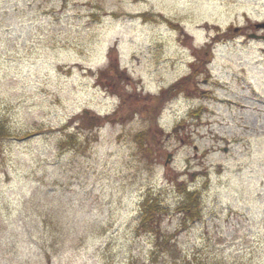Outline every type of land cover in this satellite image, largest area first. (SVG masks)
<instances>
[{
	"label": "rangeland",
	"instance_id": "rangeland-1",
	"mask_svg": "<svg viewBox=\"0 0 264 264\" xmlns=\"http://www.w3.org/2000/svg\"><path fill=\"white\" fill-rule=\"evenodd\" d=\"M262 20L264 0H0V264H264Z\"/></svg>",
	"mask_w": 264,
	"mask_h": 264
},
{
	"label": "trees",
	"instance_id": "trees-1",
	"mask_svg": "<svg viewBox=\"0 0 264 264\" xmlns=\"http://www.w3.org/2000/svg\"><path fill=\"white\" fill-rule=\"evenodd\" d=\"M196 61L198 62V64L195 62H193L194 64H192V71L195 72L194 74H197L198 72V66L201 67L203 61L202 60H197V58H195ZM200 63V64H199ZM194 65V66H193ZM192 78L191 74L188 75H184L180 78H178L177 80H175V82L167 88H164L162 90V92H160V95L163 96H171L173 94V92L175 93L174 88L176 89H185V85L188 87L187 83L190 82ZM184 83V84H183ZM187 91L189 89V87L187 88ZM172 90V91H171ZM165 98V97H164ZM6 137H8V135L6 134V132L3 131V127L0 124V144L2 143V140H4ZM142 146H144V144H142ZM148 149L150 150V148L148 147ZM143 151L144 155L148 154L150 155L151 153L149 152V150ZM183 185L182 187L180 185ZM182 189H184L185 185L183 184V182L179 183V185ZM197 191H188L186 192L187 197H190L189 201L188 199L183 200V203H187L186 206L182 209V211L187 214L188 216H190L191 219H193L195 217V215H198V212L195 210L198 207V202L200 200L199 197H196ZM156 196V195H155ZM159 197H151L149 195H147L144 200H143V209H142V220L138 226L139 230H142L143 232H153L154 233V237L156 240L155 243V251L156 253H154L155 256H157L159 254V252H163L166 251V249L168 248L167 245L170 246V238L165 236L163 237V239H161L159 236V230H160V223H161V219H162V213L164 210H162L161 205L159 204Z\"/></svg>",
	"mask_w": 264,
	"mask_h": 264
},
{
	"label": "flooded vegetation",
	"instance_id": "flooded-vegetation-1",
	"mask_svg": "<svg viewBox=\"0 0 264 264\" xmlns=\"http://www.w3.org/2000/svg\"><path fill=\"white\" fill-rule=\"evenodd\" d=\"M262 21H263V20H262ZM260 23H262V22H255L254 24L251 25V29H252V28H255V29H253V31H252L251 33H249L248 36H250V35L252 34L253 37H256V38H258V39H262V41L264 42V27H263V25L261 26ZM256 24H258L259 26L256 25ZM257 31H259V32H257ZM263 50H264V49H263ZM209 76H210V80H208L207 78H204V81H205V82H206L207 80L209 81V82H206V84H207V83L210 84V85H208L209 88H211V86H214V84H215V86H218L219 83H220V81L213 82L210 74H209ZM204 84H205V83H204ZM224 86H225V83H222L221 88H223ZM201 89H203V88H201ZM203 91L206 92V94H207V93L211 94V92H212L211 90H206L205 88L203 89Z\"/></svg>",
	"mask_w": 264,
	"mask_h": 264
},
{
	"label": "water",
	"instance_id": "water-1",
	"mask_svg": "<svg viewBox=\"0 0 264 264\" xmlns=\"http://www.w3.org/2000/svg\"><path fill=\"white\" fill-rule=\"evenodd\" d=\"M261 25L264 26V23H262ZM171 156H172L171 153H169V154H168V159L171 158Z\"/></svg>",
	"mask_w": 264,
	"mask_h": 264
}]
</instances>
